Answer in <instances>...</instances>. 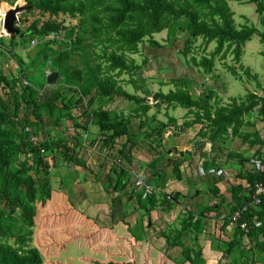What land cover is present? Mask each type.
Here are the masks:
<instances>
[{"label":"trees","instance_id":"16d2710c","mask_svg":"<svg viewBox=\"0 0 264 264\" xmlns=\"http://www.w3.org/2000/svg\"><path fill=\"white\" fill-rule=\"evenodd\" d=\"M3 1L10 5L16 3L15 0H0ZM25 1L27 4L18 14L17 25L23 36L19 33L0 37V264L43 262L41 252L30 242L36 206H43L51 196L50 163L47 158L52 155V149L57 148L63 158L69 162L74 161L72 150L67 146L62 132L64 119L71 120L76 127L86 129L72 114V109L84 107V116L98 125L99 146L107 149L123 135L131 139L128 125L133 116L141 119L140 127L149 119L151 133L160 132L158 124L152 125L157 120L156 116H147L151 106L146 100L148 92L140 70L141 65L148 62V57L143 58L141 64L131 57V54L140 53L141 46L146 43L153 48L164 47L165 44L153 38L154 34L165 30L166 41L183 34L185 48L182 51L186 56L199 36L204 47L215 40L216 46L209 56L201 55L199 59L191 56L193 64L201 67L205 73L213 70L216 56L222 60L228 52L233 54V60L238 63L242 46L254 34L264 44V31H259L254 25H236L228 0ZM234 1L255 3L256 13L264 17V0ZM66 18L70 20L69 24H65ZM72 19L76 20L74 24L71 23ZM60 34L62 36L59 38ZM33 41L35 44L30 50H24L27 53L26 61L16 48H27ZM74 57L78 58L76 63L71 62ZM3 58L15 61L17 74L6 69ZM48 65L49 71H59V77L53 85L46 84ZM227 67L233 73L237 72L235 66ZM244 72L248 77L257 79V75L251 74L249 68H244ZM40 74L43 80L37 81L36 77ZM123 74L129 76L126 83L141 91L142 96L130 94L123 89L120 79ZM170 83L176 89L167 92L159 89L152 94V98L162 100L168 107L180 105L187 108V114H194V119L186 122V126L205 119L218 125L219 132L220 127H230L234 135L245 139L250 136L240 131L245 115L255 110L264 122V90L260 91L264 85L260 83H257L258 91L248 90L243 97L232 98L224 105L217 103L214 108L210 102L217 95L214 90H208L207 99H196L189 93L187 79L171 78ZM96 96L105 97L106 101L122 96L138 106L127 115L117 114L100 104L92 108ZM194 106L196 109L192 110ZM44 120L49 121L47 126ZM41 130L46 132L48 138L38 142L36 138ZM252 136L255 141L264 143L257 132ZM142 138H145V133ZM117 154L119 159L115 160L112 172L119 170L130 176L120 165L121 156L127 159V152L121 148ZM247 179L249 187L255 181L264 182V172L249 171ZM236 187L233 190L237 192ZM142 193L143 189L139 191L136 202L140 209L147 212L146 215L159 203L169 199L164 196L159 201L152 191L145 197ZM238 200L235 199V206L224 217L225 220L230 221V215L240 205ZM209 209L200 210V214L187 212L181 219V228L168 233L161 232L168 245L181 247V258L177 263L187 261L190 264H204L201 248L188 246L183 236L187 229L190 231L194 215L193 225H199L203 221V213ZM254 218L260 222L259 226L253 224ZM245 220L247 228L244 229L240 224ZM235 223L239 235L246 233L250 237L264 236V197L256 210L249 208ZM131 230L130 233L139 240L138 235ZM10 238L12 241H9ZM259 245L262 250L264 245L262 242ZM95 264L135 262L110 260L97 261Z\"/></svg>","mask_w":264,"mask_h":264},{"label":"crops","instance_id":"0c3cea01","mask_svg":"<svg viewBox=\"0 0 264 264\" xmlns=\"http://www.w3.org/2000/svg\"><path fill=\"white\" fill-rule=\"evenodd\" d=\"M261 22L264 29V17H261ZM218 60L226 64L224 60ZM155 64L150 72H144L145 87L151 80L149 84L152 86L160 85V82H163L162 86H173L171 78H190L189 93L194 98L207 99L208 90H214L217 95L210 101L213 108L217 103H228L222 97L219 98L227 89L224 75L215 64L208 74L193 64L192 75L189 71V75L182 72L183 76H177L176 72L183 69L181 64L169 66L172 71L158 73L154 77L152 74L158 72ZM247 68L253 72L250 67ZM125 75L120 79L123 89L128 92L127 86L133 85L124 81ZM253 87V91H258L256 85ZM146 90V100L151 106L147 116H156L157 120L152 125H159L160 134L155 131L151 133L149 119L140 127L141 119L133 116L128 125L131 139L123 135L108 149L99 146L98 125L84 116V107L71 110L86 129L64 119L62 132L67 146L72 150L74 161L63 158L57 148H53L52 155L47 158L50 163L51 196L43 206H36L33 235L43 233L45 243L42 247L52 246L58 249L59 256L65 255L67 259L71 257L70 246L77 245L88 249L103 248L106 261L133 260L138 264L137 251L142 252L146 242L165 255L171 264H178L176 261L181 258V247L168 245L161 232L168 233L181 228V219L187 212L200 214V210L210 207L203 213V221L199 225H193L194 215L190 231L187 229L183 236L188 246L201 248L204 264H264V246L261 250L259 245L260 242L264 245V236L239 235L236 223L224 219L235 206L236 198L240 203L237 209L249 200L251 187L247 174L250 170L246 161L249 158L264 161V143L255 141L252 136L257 132L264 139V122L258 116L255 117V113L245 115L240 129L242 133L250 134L245 139L234 135L230 127H220L219 132L218 125L205 119L186 126V122L194 119V114H187V108L180 105L177 107L181 113L179 110V114H175V107L166 106L160 99L153 100L152 94L159 89L147 87ZM135 94L142 96L138 90H135ZM126 101L130 100L122 96H115L109 101L96 96L92 108L100 104L117 114L127 115L134 112L138 105L129 106ZM195 109L194 106L192 110ZM142 132L145 138H142ZM47 138L46 132L41 130L36 139L42 142ZM121 148L127 152V159L121 156L120 165L130 176L119 170H111L115 160L119 159L117 153ZM199 167H215L223 169L224 173L200 174ZM139 177L151 184L152 192L159 201L164 196H171L170 200L150 210L148 215L136 202L141 188L136 187L134 181ZM236 186L237 192L233 190ZM174 194H177L175 198ZM258 207L252 205L249 208L256 210ZM137 226H140L135 229L137 235L146 232L141 235L143 244L130 233V228L133 231ZM151 256V252L143 250L139 257L144 260V264H152L149 263ZM182 264L190 263L186 261Z\"/></svg>","mask_w":264,"mask_h":264},{"label":"rangeland","instance_id":"374dc122","mask_svg":"<svg viewBox=\"0 0 264 264\" xmlns=\"http://www.w3.org/2000/svg\"><path fill=\"white\" fill-rule=\"evenodd\" d=\"M15 2L16 3L13 5H10L9 2H5V1L0 2V9L2 11H5L6 8L10 6L21 5L25 7V5L27 4L25 0H15ZM228 3L230 8L234 12L235 23L238 27L243 24H248V25H254L259 31H264L263 24L261 22V17L255 11V3L252 2L239 3L234 0H228ZM32 18L33 17H31V19ZM64 22L65 24H69L70 20L66 18ZM75 22H76L75 19L71 20L72 24H74ZM61 36L62 34L59 35V38ZM166 36L167 33L165 30L153 35V38L157 39L162 44H165L164 47L153 48V47H149V45L146 43L143 46H141L140 53L131 54V57H133L138 64H141L143 62V58L148 57V62L145 63L144 65H141L142 70L140 71H142V75H144L145 71L150 72L152 66L155 64L156 61L158 62V64L156 63L155 67H158L157 68L158 72L152 74L154 75V77H156L158 73L166 74L168 70L172 71V68L169 66L172 65L179 66L181 64L183 65V69L177 71L176 75L181 77L183 76L182 72L186 73L187 75L189 74L192 75L191 66L193 65V62L191 61V56L194 55L197 57V59H199L201 55L209 56L210 52H212L216 46V41L213 40L206 47H204L201 41L202 38L199 36L197 40H195L194 43L191 45L189 50L190 53H187L186 56L182 51L185 48V36L183 34H178L176 39H173L171 41H166ZM33 44H35V42L30 44L27 48H24L22 46H18L16 48L22 54V57L26 61H27V55H26L27 53H25L24 50H28V49L30 50ZM57 47H59V45ZM242 50L243 52L241 55V59L238 63H236L233 60V54H231L230 52L226 54L225 59H222L225 61L226 64L220 63V61L218 60L219 56H216L215 58V67L217 68L218 71L222 72V74L224 75V82L227 89L226 93H222L221 95H219V98L222 97L223 100H226V102H229L232 98L238 99L239 97H243L248 92V90H252L253 88H255L253 87L254 85L257 86V83H261V84L264 83V55L262 54V51L264 50V44L260 42L258 35L254 34L250 40L246 41L242 46ZM5 60L3 58L2 62L6 67V69L12 72L13 74H17L18 66L15 63V61L12 59L6 61ZM77 60L78 58L74 57L71 62L76 63ZM227 65L235 66L237 72L233 73L232 71H230ZM196 67H194V69H196ZM247 67L251 68V70L253 71L251 73L253 75L254 74L257 75V79L248 77L247 74H245L244 68ZM47 68L48 69L46 70L48 71V74L51 73V71H49L50 69L49 65L47 66ZM185 68L188 70L187 72ZM189 71H191V73H189ZM126 77L129 78L128 75ZM126 77H124L125 82H126L125 80ZM135 77H137V75H135ZM36 79L37 81H42L43 77L40 74L39 76L36 77ZM150 82H152V80ZM149 83L147 84V87L149 89H160L163 92H167L170 89H176L175 86H162V85L152 86V84ZM187 83H188L186 84L187 86L190 85L189 84L190 78L187 79ZM127 90L128 92L135 94V90L131 85L127 86ZM139 93L142 94L141 91H139ZM126 102L129 106L135 105L133 101H126ZM175 110H176L175 114H177L178 113L177 111L179 110H180L179 113H181V109L178 108L177 106L175 107ZM252 113L253 114L255 113L254 114L255 117L258 116L256 111L251 112V114ZM255 117L254 119H257ZM44 122H46L45 123L46 126L49 123V121L46 120H44ZM138 228H139L138 226L134 227L132 232L136 234L137 231L135 229ZM33 232H35L34 227H33ZM144 234H146V232H142L140 233V235L138 234L137 236L138 238H140L139 240L142 241V244H143V237L141 235ZM32 236L33 238L32 241L30 242V245L37 247L41 252V256L43 259L42 264H95L97 263V261L98 262L106 261V256L104 252L105 250L101 247L95 249H91V248L88 249V248H81L77 245L70 246L71 247V249L69 248L70 251L69 249L66 250L69 251V255H71V257L67 259L64 257L65 255L59 256L60 254L58 253V249H54L52 246L42 247V244L45 243L43 239V237L45 238V236L43 233L41 234L36 233ZM9 241H12V238H10ZM143 250L144 251L148 250L152 254L149 263L171 264V262H169V260L165 257V255L160 254L155 248H153V246H151L149 243L146 242L144 249L142 246V252L137 251L136 256L138 258L137 259L138 264H144V260L139 257L141 254H143ZM135 264H137V262Z\"/></svg>","mask_w":264,"mask_h":264},{"label":"built area","instance_id":"2783aa9c","mask_svg":"<svg viewBox=\"0 0 264 264\" xmlns=\"http://www.w3.org/2000/svg\"><path fill=\"white\" fill-rule=\"evenodd\" d=\"M4 13H5V11H2L0 9V37L4 36V35H8L5 28L3 27ZM15 25H18V20L15 22ZM51 36H52V34H51ZM33 42H35V41H33ZM246 165H248L249 170L251 172H260V171L264 172V161L259 159V158H249L246 161ZM198 172L200 174L210 173V174L221 175L224 173V170L223 169H217L215 167H210L208 169H204L203 167H199ZM134 184H135V186L143 189V193H142L143 197L147 196L152 191L151 184L149 182H147L146 180H144L143 178H140V177L137 178L134 181ZM263 197H264V182L255 181L250 188V193H249V197H248L249 200L246 201L245 203L241 204L239 209H236L232 212V214L230 215V221L236 222L239 219L240 215L242 213L246 212L250 206H252V205L259 206L261 204V200ZM167 198L170 199V196H167ZM252 222L255 226L260 225V222L258 220H256L255 218L252 220ZM240 226L244 229L247 228L246 220L242 221Z\"/></svg>","mask_w":264,"mask_h":264},{"label":"water","instance_id":"95a60500","mask_svg":"<svg viewBox=\"0 0 264 264\" xmlns=\"http://www.w3.org/2000/svg\"><path fill=\"white\" fill-rule=\"evenodd\" d=\"M23 9L24 6L15 5L10 6L5 10L3 17V27L5 28L9 36L20 33V30L17 25H15V22L19 19L18 13L21 12ZM20 35L23 36V33H20ZM58 77V70L51 71V73L47 74L46 76V84L53 85Z\"/></svg>","mask_w":264,"mask_h":264}]
</instances>
